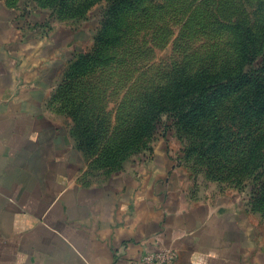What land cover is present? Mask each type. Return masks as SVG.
Segmentation results:
<instances>
[{"label": "rangeland", "instance_id": "374dc122", "mask_svg": "<svg viewBox=\"0 0 264 264\" xmlns=\"http://www.w3.org/2000/svg\"><path fill=\"white\" fill-rule=\"evenodd\" d=\"M55 1L9 3L20 7L22 24L51 33L69 61L80 52L94 55L70 93L82 100L78 106L69 104L66 114L53 104L75 173L97 183L126 164L136 170L161 161L193 195L240 198L246 208L260 196L255 205L264 216V114L244 109L243 91L213 103L209 96L189 114L173 111L186 98L175 97L182 87L194 95L195 85L225 73L264 76V0H59L62 7ZM75 110L86 118L75 121ZM80 130L95 136L91 143L79 145ZM115 158L119 166L110 164Z\"/></svg>", "mask_w": 264, "mask_h": 264}, {"label": "crops", "instance_id": "0c3cea01", "mask_svg": "<svg viewBox=\"0 0 264 264\" xmlns=\"http://www.w3.org/2000/svg\"><path fill=\"white\" fill-rule=\"evenodd\" d=\"M19 8L0 0V264H132L163 247L174 264H264V216L240 198L193 195L156 160L75 173L52 99L69 59Z\"/></svg>", "mask_w": 264, "mask_h": 264}, {"label": "trees", "instance_id": "16d2710c", "mask_svg": "<svg viewBox=\"0 0 264 264\" xmlns=\"http://www.w3.org/2000/svg\"><path fill=\"white\" fill-rule=\"evenodd\" d=\"M58 1L59 0H56L54 5H57L58 3L62 7L64 3L58 2ZM64 1H67V0H64ZM93 56H88L80 52L79 55H77L76 57H74L73 59L69 61L67 67L61 73V77H63L64 79L59 81V84L53 94L52 99H53V103L55 101L59 102L60 105L63 108H65L66 114H68L69 112L68 108L71 104L76 103L75 106H78V102L82 101L79 98H74V99L71 98L73 95L71 94L72 95L71 96L70 93L74 89L75 85L77 84V81L79 80L77 78L84 75V73L87 70L93 67V62H94ZM245 57H249V56H243V59ZM84 62H87V63L83 64ZM89 64L90 66H88ZM262 69L264 71V67H261L259 71H261ZM79 73L81 75L78 76ZM222 77L223 78L221 79L213 78L209 82H203L198 85H195L196 89H195L194 95H192L193 91H191L194 88L182 87V90H185V93L183 92L181 94L179 93V89H178L177 92L175 93V97L177 99H183L185 97L186 98L182 100V102L179 105L174 107L173 111H177V113H181L182 109H187V114H189L201 104V101L208 98L209 96H210L209 98L212 100V102L211 101L210 102L213 103L214 100L218 98L228 97L230 95H233V93H237L238 91L239 92L243 91L242 95L244 97V101H246L244 109L248 112L251 111L255 115L264 114V76H261L260 73L258 74L257 70L253 72L251 71L245 72L244 70H241L233 74L225 73ZM162 109L161 111L164 110ZM69 114H72V113H69ZM73 114L76 116L75 121L77 119H80L82 121L84 118H86L78 114L77 110H75ZM158 119L157 117L153 118V123L154 121ZM151 122L152 121H148V120L145 122L144 128L146 127L145 129L147 132L149 130L148 127ZM158 125H160L158 122L157 124L154 125V127L152 125V128L149 133L150 136L152 135V137H154L157 134V132L159 131V127H161ZM166 127L167 126H164L165 132L168 131ZM76 135L82 138L81 143L79 144L81 146L83 142H84V145L85 144L87 145L92 142L91 140L93 139V137L95 138V136L88 134L84 130H80L79 132L77 131ZM141 138H142V135H141ZM218 138H219V135L216 133L214 135V140L216 141V139ZM263 140H264V135H263ZM260 162L264 164V160H261ZM119 163H120L119 159L116 160V158L113 161L112 160L110 161V164L113 166H119ZM263 180H264V177H263ZM261 187H264V181H262ZM258 197L256 196L250 197V200L254 204V206L252 204V209L257 210V211L259 210L256 208L255 202Z\"/></svg>", "mask_w": 264, "mask_h": 264}, {"label": "built area", "instance_id": "2783aa9c", "mask_svg": "<svg viewBox=\"0 0 264 264\" xmlns=\"http://www.w3.org/2000/svg\"><path fill=\"white\" fill-rule=\"evenodd\" d=\"M178 252L173 247H163L156 252L144 253L132 264H174Z\"/></svg>", "mask_w": 264, "mask_h": 264}]
</instances>
